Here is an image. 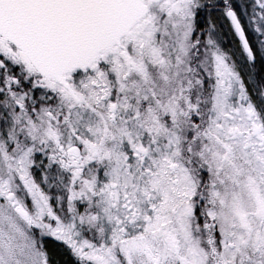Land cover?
<instances>
[{
    "label": "snow or ice",
    "instance_id": "1",
    "mask_svg": "<svg viewBox=\"0 0 264 264\" xmlns=\"http://www.w3.org/2000/svg\"><path fill=\"white\" fill-rule=\"evenodd\" d=\"M0 264H264V0H0Z\"/></svg>",
    "mask_w": 264,
    "mask_h": 264
}]
</instances>
